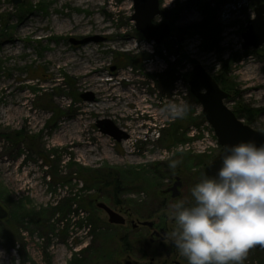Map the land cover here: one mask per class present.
Masks as SVG:
<instances>
[{"label": "rangeland", "instance_id": "obj_1", "mask_svg": "<svg viewBox=\"0 0 264 264\" xmlns=\"http://www.w3.org/2000/svg\"><path fill=\"white\" fill-rule=\"evenodd\" d=\"M160 3L156 23L176 32L156 45L136 29L133 0H0V203L9 211L0 219V264H187L170 249L172 206L192 202L191 188L223 149L192 104L193 60L225 74L228 105L264 132V44L246 50L242 37L264 0ZM95 35L108 40L71 41ZM87 67L90 85L81 80ZM132 93L140 97L129 106ZM170 103L186 104L187 116L171 119ZM105 118L129 137L101 132ZM170 160L179 161L174 170ZM129 165L156 178L152 191L121 170ZM97 168L120 188L83 177ZM102 205L124 223L110 222ZM244 264H264V251L252 248Z\"/></svg>", "mask_w": 264, "mask_h": 264}, {"label": "clouds", "instance_id": "obj_2", "mask_svg": "<svg viewBox=\"0 0 264 264\" xmlns=\"http://www.w3.org/2000/svg\"><path fill=\"white\" fill-rule=\"evenodd\" d=\"M171 119H183L189 107L170 103ZM221 165L191 188L192 202L177 201L171 217L172 242L187 264H244L248 252L264 247V144L227 146ZM178 160H170L175 169Z\"/></svg>", "mask_w": 264, "mask_h": 264}, {"label": "water", "instance_id": "obj_3", "mask_svg": "<svg viewBox=\"0 0 264 264\" xmlns=\"http://www.w3.org/2000/svg\"><path fill=\"white\" fill-rule=\"evenodd\" d=\"M13 4L19 5L23 0H11ZM134 14L132 19L135 22L136 29L143 34L148 40L155 41L160 45L167 40L174 32V26L169 22L155 23V19L161 14L160 0H133ZM255 16L249 20L246 31L242 34L243 48H260L264 44V4L255 8ZM103 36H90L81 39L71 38L74 44H87L89 42L104 41ZM111 70H116L112 66ZM190 91L202 106L203 113L213 127L217 135L222 151L215 156L205 168L206 174H214L221 165L222 154H227V146L235 145L239 142L252 141L257 145L264 144V132L255 129L250 124L245 123L239 118L235 111L228 105L227 99L229 94L225 91L216 78L209 73L203 64L197 63L192 69L189 80ZM81 97L85 100H93V93H83ZM101 132L112 136L114 139L121 141L129 137V134L120 128L109 118L99 119L96 123ZM182 186L180 177L176 178L173 187L167 191H172V196L180 194L178 187ZM103 208L109 213L110 222L124 223V220L117 213H113L106 205ZM9 216L8 210L0 204V219L4 220ZM145 224L153 226V221H146ZM167 233L164 229L162 230ZM171 245L174 244L171 242ZM257 250L264 251V247L256 246ZM175 249V246H174ZM127 264H130L128 262ZM162 264V263H158Z\"/></svg>", "mask_w": 264, "mask_h": 264}, {"label": "trees", "instance_id": "obj_4", "mask_svg": "<svg viewBox=\"0 0 264 264\" xmlns=\"http://www.w3.org/2000/svg\"><path fill=\"white\" fill-rule=\"evenodd\" d=\"M130 60H133V57L130 59ZM194 63H196L195 60H193ZM216 79L218 80V82L221 84L222 88L227 91L229 93V96H230V90H228L227 88H229V86H227V79L225 74H219V75H215ZM225 85V86H224ZM224 86V87H223ZM190 97L192 99V104H198L197 100L193 97V95L190 93ZM229 100V98H228ZM235 113L238 115V117L242 118V115H243V111H242V108L238 107L236 109H234ZM202 116L204 115L203 113L201 114ZM248 124H251L250 121H248ZM109 168V167H107ZM102 169H105V168H102ZM121 169V168H120ZM88 170V169H86ZM123 170V169H121ZM88 175V177L86 179L89 180V182H92L93 184H96L98 185V188H104V189H107V188H110L109 190H118L121 186V181L117 178V176L113 173L111 174H102V171L101 169H95L94 172H89V171H86L85 172V175L83 177H86ZM2 202H6L3 198V201Z\"/></svg>", "mask_w": 264, "mask_h": 264}, {"label": "bare ground", "instance_id": "obj_5", "mask_svg": "<svg viewBox=\"0 0 264 264\" xmlns=\"http://www.w3.org/2000/svg\"><path fill=\"white\" fill-rule=\"evenodd\" d=\"M90 72H92V70H90L89 67H87L86 69L85 68L83 69V73H82L83 77L81 78V80L83 83H85L87 85L92 84V83H90V79H88V77H87ZM96 82H98V81H96ZM94 84H96V83H94ZM113 86H115V84H113ZM117 94H118L117 96H124V94L122 92L121 93L117 92ZM132 97H135L134 99H138V97H140V96L137 93H132V94L128 95V97H126V99L128 100L129 106L132 104L137 105V103H138V102H135ZM17 113L22 114V111L18 110ZM128 167H126V169H123V168L122 169L125 172H127V174L130 175L132 178L134 177V178H137L139 180V182H138V183H140V186L138 187L139 190H143L146 192H148V191L150 192L153 190L154 181H156V178L154 176L153 177L152 176L151 177L145 176L144 170L135 169V167H137L136 165H129Z\"/></svg>", "mask_w": 264, "mask_h": 264}, {"label": "flooded vegetation", "instance_id": "obj_6", "mask_svg": "<svg viewBox=\"0 0 264 264\" xmlns=\"http://www.w3.org/2000/svg\"><path fill=\"white\" fill-rule=\"evenodd\" d=\"M161 4V3H160ZM174 26V25H173ZM174 32H176V28L174 27ZM106 40L105 41H107L108 40V38L106 37L105 38ZM114 66H116V69L118 68L117 67V65H114ZM113 71V70H112ZM147 221V220H146ZM145 221V222H146ZM154 222V224H153V226H150L151 228H156V229H158L159 230V232H161L163 229L167 232L166 233V235H169L170 234V232H169V230L167 229V227L164 225L163 227L161 226V224L159 223H156L155 221H153ZM157 232V231H156ZM162 233H163V231H162ZM171 250H172V252H174L175 251V249H174V247H171L170 248ZM164 263H167V261L166 262H164Z\"/></svg>", "mask_w": 264, "mask_h": 264}]
</instances>
